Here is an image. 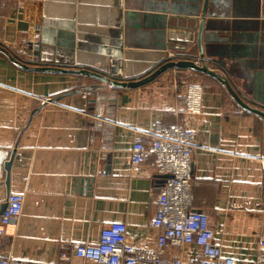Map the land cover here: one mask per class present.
I'll return each mask as SVG.
<instances>
[{"label": "crops", "instance_id": "1", "mask_svg": "<svg viewBox=\"0 0 264 264\" xmlns=\"http://www.w3.org/2000/svg\"><path fill=\"white\" fill-rule=\"evenodd\" d=\"M42 1L3 0L1 9L0 48L31 66L47 65L44 61L49 57L34 55L47 36ZM120 2L122 13L141 9L137 4L141 0ZM102 4L92 6L105 9L94 16L109 28L117 18L112 14L116 6L113 0ZM235 10L236 18L231 16L224 24L238 30L236 41L241 46L251 47L252 34H259L250 53L263 55L261 10L252 12L243 0ZM141 22L135 19L142 26L136 28L132 43L123 47L148 51L144 48L154 42L152 30ZM37 28L40 38L34 48ZM190 79L203 88L202 112L196 116L175 110L176 95ZM229 79L251 101L240 88L242 81ZM97 85L78 75L19 68L0 49V207L9 192L25 197L20 216L0 236V256L33 263L84 264L72 254L71 245L97 242L101 229L114 221L126 224L136 246H153L156 231L148 220L166 176L156 173L151 159L132 173L130 150L136 141L147 143V134L163 122L183 124L195 132L193 203L208 215L222 255L237 264H264L258 244L264 233L260 158L264 122L243 110L214 78L193 71L167 70L133 89L106 87L88 91L86 97L76 92ZM12 153L7 171L4 164ZM61 253L67 258L61 259Z\"/></svg>", "mask_w": 264, "mask_h": 264}, {"label": "water", "instance_id": "2", "mask_svg": "<svg viewBox=\"0 0 264 264\" xmlns=\"http://www.w3.org/2000/svg\"><path fill=\"white\" fill-rule=\"evenodd\" d=\"M106 1H42L43 31L47 36L46 42L34 55L49 56L44 61L47 65L25 64L0 49L19 68L78 75L98 82L99 85L89 87L90 91L106 87L117 90L137 88L167 70L205 74L223 85L243 110L264 122V54L250 53L251 49H255L254 43L259 34H252L255 42L251 47L241 46L236 41L240 36L238 30L224 24L231 16L236 18L235 7L241 0H141L137 3L141 8L139 14L130 10L122 13L120 0H113L116 9L112 14L117 18L110 22L109 28L103 27L107 26L106 23H98L94 16L96 11L104 13L105 9L92 7L103 5ZM126 1L133 3L135 0ZM243 1L251 5L252 12L257 14L261 10L264 15V0ZM138 18L152 30L154 42L144 48L148 51L123 47L125 43H132L136 28L142 26L134 23ZM168 52H172L175 59H167ZM117 59L123 60L124 80L111 76V61ZM229 77L242 81L240 88L250 96L251 101L241 96ZM76 92H80L79 89ZM13 157L12 153L4 164L7 171ZM260 158L264 169V141ZM4 208L5 203L0 207V214Z\"/></svg>", "mask_w": 264, "mask_h": 264}, {"label": "built area", "instance_id": "3", "mask_svg": "<svg viewBox=\"0 0 264 264\" xmlns=\"http://www.w3.org/2000/svg\"><path fill=\"white\" fill-rule=\"evenodd\" d=\"M2 5L3 0H0V15ZM39 38L37 28L32 36L34 48ZM167 59H175V55L168 52ZM111 67L114 79H125L122 59L111 61ZM184 84L182 91L176 95L175 110L188 116L200 115L202 86L191 81ZM89 87L79 88L83 97L90 91ZM147 135L150 137L147 143L136 141L131 145L130 171L137 173L140 165L151 159L156 173L166 176L156 196L155 211L148 220V226L156 231L153 246H136L127 234L126 224L114 221L101 229L97 242L73 243L72 254L82 259L84 264H237L234 259L222 255L208 215L194 207L191 188L194 130L179 123L159 122ZM102 173L105 174V171ZM24 198V193H8L5 208L0 214V236L20 216ZM258 244L264 252V233L259 237ZM60 258L66 259L67 255L61 253ZM0 264L54 263H33L0 256Z\"/></svg>", "mask_w": 264, "mask_h": 264}, {"label": "rangeland", "instance_id": "4", "mask_svg": "<svg viewBox=\"0 0 264 264\" xmlns=\"http://www.w3.org/2000/svg\"><path fill=\"white\" fill-rule=\"evenodd\" d=\"M189 81H191V83H198V84L201 85V83H200L199 81H197V80L190 79ZM201 86H202V85H201Z\"/></svg>", "mask_w": 264, "mask_h": 264}]
</instances>
